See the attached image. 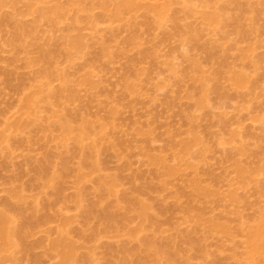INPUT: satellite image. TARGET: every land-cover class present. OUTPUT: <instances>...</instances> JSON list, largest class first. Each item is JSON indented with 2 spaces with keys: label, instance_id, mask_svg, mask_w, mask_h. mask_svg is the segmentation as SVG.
Listing matches in <instances>:
<instances>
[{
  "label": "rangeland",
  "instance_id": "1",
  "mask_svg": "<svg viewBox=\"0 0 264 264\" xmlns=\"http://www.w3.org/2000/svg\"><path fill=\"white\" fill-rule=\"evenodd\" d=\"M21 1L25 2L20 5L22 11L20 1L0 7V210L7 209V202H17L11 198L12 190L26 201L17 202L26 216L33 215L31 205L38 209L26 241L32 252L27 255L15 250L17 264H53L56 258L49 251L50 243L65 223L70 239L80 247L77 256H83L82 260L78 257V264H155L151 257L142 258L152 238L156 246L173 243L176 264H244V260L249 264L243 258L249 250L246 238L250 228L244 230L264 219V0H135L133 7L120 15L117 4L125 0H42V4L29 0L32 8L27 6L28 0ZM58 6L65 8V14L62 10L63 15L58 13L60 18L52 14H57L53 10ZM20 11L25 15L20 21L36 27L22 38L23 48L17 45L15 50L10 45L15 40L10 17L17 15L18 21ZM210 15L218 19L210 23ZM78 35L86 44L77 41L83 49L69 41ZM41 47L57 51L52 73L63 77H49L57 96V101L52 97L55 103L38 100L45 96L37 94L43 90L41 77H36L40 66L35 63ZM237 71L244 73L242 85H236L239 88L234 85L240 76ZM231 76H235L234 84ZM203 77L215 78V83L207 79V84ZM89 79L94 81L92 85ZM203 84L210 87L205 91L209 101L204 103L206 108L203 104L198 109ZM33 89L39 97L35 107L40 109L32 106L36 115L24 108L25 98L35 93ZM193 115L198 119H191ZM64 116L75 127L70 139L78 134L82 122L83 126L88 122L89 137L82 145L87 148L96 140L100 155L96 172L89 174L83 165L84 149L73 139L62 137L65 132L61 129V133L58 125L66 120ZM20 120L29 128H18L15 124ZM5 134L11 136L6 142L2 139ZM188 138L191 150L187 156L186 143H182ZM191 138H197V143ZM161 158L167 163L165 168L170 165L180 171L175 169L172 176L156 172L163 171ZM237 162L248 171L244 177ZM80 169L90 177L77 186ZM59 175L63 186L52 180ZM104 176L115 177L117 198H125L115 212L121 219L117 226L113 224L116 229L103 215L115 210L110 204L118 199L97 190V180ZM200 186L203 189L198 192ZM205 187L213 190L214 196L209 192L213 198L207 195L206 200L203 193L209 190ZM81 189L85 195L79 207L75 196ZM125 200L131 211L124 208ZM137 200L148 206L151 219L155 217L142 226L146 229L139 236L143 244L136 234L135 238L130 235L145 224L138 219ZM222 222L228 232L212 233L217 229L215 223ZM139 245L141 252L133 253ZM89 253L94 255L90 254L92 261ZM125 256L130 258L128 262L123 261ZM167 256L163 255V261Z\"/></svg>",
  "mask_w": 264,
  "mask_h": 264
},
{
  "label": "bare ground",
  "instance_id": "2",
  "mask_svg": "<svg viewBox=\"0 0 264 264\" xmlns=\"http://www.w3.org/2000/svg\"><path fill=\"white\" fill-rule=\"evenodd\" d=\"M21 3H20V2ZM42 0H40L39 2L42 4V2H41ZM134 1L135 0H125V1H123L122 3H121V1H120V3L121 4H117V15L119 14H121L122 13V11L123 10H128V9H131L132 7H133V5H134ZM23 1H21V0H0V7L2 8L3 7V9H5L6 7L4 6L5 4H7V3H9V4H11V5H16V4H19V6L21 5V6H23V5H25V2H23ZM38 2V1H37ZM38 2V3H39ZM105 2V1H104ZM36 3V2H35ZM37 3V4H38ZM36 5V4H35ZM55 5V4H54ZM61 5V4H60ZM21 6H20V10H21ZM27 6L30 8H32V3H31V1H29L28 0V3H27ZM103 6V5H102ZM5 7V8H4ZM12 9H13V7H11ZM41 8H42V6H41ZM54 8V7H53ZM62 8V7H61ZM59 6L58 7H55L54 8V10L53 11H55L57 14H55V13H52V14H54V17H56L57 15H58V18H60V17H62L61 15H59L58 13H60L61 12V14L64 12V14H65V11H64V9L65 8H63V9H61ZM11 9V10H12ZM2 10V9H1ZM0 10V11H1ZM24 10H25V7H24ZM60 10H62V11H60ZM22 11V10H21ZM21 11H20V18L22 17V16H25L23 13H21ZM25 12V11H24ZM40 12H43V11H40ZM48 12H50V11H48ZM26 13V12H25ZM51 13V12H50ZM21 14H23V15H21ZM42 14V13H41ZM44 15V14H43ZM63 15V14H62ZM9 16V15H8ZM17 16V15H16ZM16 16H12L13 18H11L10 16V20L12 21V23H13V34L15 35V40L14 41H12L11 39V41H10V45L12 46H14V48L13 49H15V47L18 45L19 46V48L20 47H22L23 48V46L24 45H22L21 44V41H22V43L24 42L23 41V37L25 36V35H28V34H32V32H34V27H36L35 25H33V27H31V26H28L27 25V23L26 24H24V23H22L21 21H22V19L24 18H21V19H19L18 21H16V19H15V17ZM213 17V19L211 18V17ZM209 17H207V18H209V19H211V20H209L208 19V21L210 22V23H214V19L215 18H217L218 19V17H214L213 15H210ZM6 17H7V15H6ZM9 17H7V18H9ZM41 17H43V16H41ZM48 17V16H47ZM44 18H46V15H45V17ZM50 18V19H49ZM48 19L52 22V19L53 18H51V16L49 17ZM58 18L57 19H54V20H58ZM217 19H215V20H217ZM21 20V21H20ZM47 20V19H46ZM23 21H24V19H23ZM50 21H48V22H50ZM50 22V23H51ZM54 22V23H53ZM52 23L55 25V21H53ZM56 24H57V22H56ZM58 24H59V21H58ZM50 25H52V24H50ZM56 27H58V25H55ZM34 36V35H33ZM77 38V39H76ZM76 38H73L72 40L70 39L69 41L71 42V41H73L74 40V44H77V45H75L74 47H77L78 45H80L81 44V42L80 43H78L79 41H82L83 40V38H82V40H80L81 39V37H79V35H78V37H76ZM66 40V39H65ZM79 40V41H78ZM78 41V42H77ZM82 43H84V41H82ZM24 44V43H23ZM60 44V43H59ZM65 44H66V42H65ZM71 44H73V42H71ZM9 45V44H8ZM22 45V46H21ZM49 45V44H48ZM84 45H86L85 43H84ZM73 46V45H72ZM83 46V45H82ZM81 45H80V47L83 49V47H82ZM59 47V46H58ZM79 47V46H78ZM79 47V49H81ZM10 48V47H9ZM19 48H17V49H19ZM37 48V47H36ZM50 48V50H51V47H49ZM64 48V47H63ZM42 49V50H41ZM44 48L43 47H41L39 50H41V51H39L40 52V54L38 53L37 55H39V56H37V58H36V64L38 65V66H40L39 67V71L36 73V77H41V79L40 80H42L43 82H42V84H41V88L43 89L42 90V92H40L39 90H40V88H38L39 86H37V88L39 89L38 91V95L39 94H41V95H44L43 93H45V98L43 97V99H41L40 100V98L38 97V95L36 96V92H35V90L33 89V92H35V93H32L31 91V93H32V95L30 96V97H24L26 100H24L25 101V106H24V108L26 109V111H30V109H32V106H34L35 107V105H36V103H37V105H38V101H37V99L39 100V101H43L45 104H49L50 103V100L52 99V102H54L55 101V99H53L52 97H54L55 98V96H56V92H54L55 91V89L53 90L52 89V85L50 86L49 84H50V82H49V77H52V75H53V77H54V75H56L54 78H57V79H59L61 76L59 75V73L58 72H56V74H53L52 73V71L53 70H55V68L56 67H54V64H55V59H54V57L57 55H55L54 56V54L57 52H55V50H52V52L51 51H48L47 49H45V50H43ZM54 49V48H53ZM57 49V48H56ZM16 50V49H15ZM58 50V49H57ZM246 51H248V52H246ZM249 51H250V49L249 50H245V55H244V53H243V55L244 56H242L244 59L245 58H247L248 56H247V53L249 54ZM55 52V53H54ZM60 52H61V50H60ZM246 56V57H245ZM54 61V62H53ZM53 63L51 66H52V68H49V67H51V66H49V64L50 63ZM40 64V65H39ZM56 65V64H55ZM29 66V65H28ZM49 66V67H48ZM4 69V68H3ZM6 69V68H5ZM30 69V68H29ZM52 69V70H51ZM57 70V69H56ZM219 70V69H218ZM4 72H5V70H4ZM8 73H7V75L8 76H10V77H12V75L10 74L9 75V70L7 71ZM220 72V71H219ZM233 72V71H232ZM239 71H237V75L239 74L238 73ZM1 73L3 74V72H2V70H1ZM6 73V72H5ZM11 73H12V71H11ZM14 73V72H13ZM57 73H58V75H57ZM234 73H236V72H234ZM217 74H219V73H216L215 75L217 76ZM244 75V73H242V72H240V76L239 77H237L236 79H237V83L236 84H234V82L236 81L235 80V76H231V78H230V80H231V82L236 86H238L239 84H240V82H241V84L240 85H242V83H243V75ZM4 75V74H3ZM6 75V74H5ZM14 75V74H13ZM34 74H32V76H33ZM59 76V77H58ZM216 76H215V78H216ZM63 77V76H62ZM61 77V78H62ZM201 77V76H200ZM8 78V77H7ZM14 78V77H13ZM60 78V79H61ZM88 78H91L90 77V75L88 76ZM204 78V77H203ZM206 78V79H205ZM204 79H203V82L205 81V83H207L208 84V82H206V81H208L209 80V82H211V84H212V82L213 83H215L214 82V80H215V78H213V79H211V81H210V79L209 78H207V77H205ZM232 78H234V79H232ZM48 79V80H47ZM51 79V78H50ZM59 79V80H60ZM200 79V78H199ZM198 79V82L201 84V86H202V79L201 80H199ZM208 79V80H207ZM45 80V81H44ZM64 80V79H63ZM90 80V81H89ZM89 80H87V81H89L90 82V84H91V82H94V81H91V79H89ZM213 80V81H212ZM232 80H234V82L232 81ZM62 81V80H61ZM65 81V80H64ZM63 81V82H64ZM86 81V82H87ZM217 82H218V80H216ZM246 82L247 81H249L248 80V77L246 78V80H245ZM68 82H66V84H67ZM88 83V82H87ZM204 83V84H205ZM93 84V83H92ZM91 84V85H92ZM203 84V87H202V96L200 95V98L201 99H197L198 101L196 102V106H198V109L200 108V106H202L204 103H205V101H209V98H208V100L206 99V96L207 95H205L206 94V87L208 86L207 84L206 85H204ZM210 84V85H211ZM218 84V83H217ZM247 84V83H246ZM31 85V84H30ZM213 85V84H212ZM211 85V86H212ZM239 85V86H240ZM244 85V84H243ZM66 86H68V85H66ZM201 86H200V88H201ZM204 86H205V88H204ZM214 86H216V84L214 85ZM236 86V88H239V87H237ZM31 87V86H30ZM209 87V86H208ZM220 87H222V86H220ZM245 87V86H244ZM37 88L35 87V89L37 90ZM62 88V87H61ZM210 88V87H209ZM216 88V87H215ZM240 88H242V87H240ZM45 89V90H44ZM70 89V88H69ZM72 89H73V87H72ZM214 89V88H213ZM216 89H218V91L220 92V94H221V88H219V86L216 88ZM30 90V89H29ZM58 90V89H57ZM64 89L62 88V91H63ZM209 90V89H208ZM62 91H60L61 93H62ZM72 91V90H71ZM73 91H75V90H73ZM206 91V92H205ZM58 92V91H57ZM214 93H215V90L213 91ZM223 92H225V90H223ZM28 94V93H27ZM74 94V93H73ZM204 94V95H203ZM209 92H208V96H209ZM217 94V93H216ZM223 94V93H222ZM38 97V98H37ZM72 97V96H71ZM223 97V96H222ZM199 98V97H198ZM224 98H225V96H224ZM59 99V98H58ZM61 99V98H60ZM23 101V102H24ZM56 101H57V96H56ZM60 101V100H59ZM58 101V102H59ZM51 102V104H53ZM199 102V104H197ZM55 103V102H54ZM60 103V102H59ZM56 105V104H55ZM205 105V104H204ZM203 105V109L204 108H206L207 106L205 105L204 106ZM49 106V105H48ZM37 108L38 107H35V109L37 110ZM53 108H56V106L55 107H53ZM38 109H40V108H38ZM200 109H202V107L200 108ZM33 110V109H32ZM31 110V112L30 113H32L33 114V111L35 112V110H33L32 111ZM43 110V109H42ZM56 110V111H55ZM54 110V112H55V114H56V112H57V110L58 109H55ZM37 112V111H36ZM35 112V114L34 115H36L37 113ZM65 112V111H64ZM66 112H68V111H66ZM65 112V113H66ZM41 113V112H40ZM39 113V114H40ZM58 114V113H57ZM68 114V113H67ZM66 114V115H67ZM41 115V114H40ZM56 116V115H55ZM58 116V115H57ZM64 117H66V116H64ZM67 117H68V115H67ZM67 117H66V120H63L61 123H60V125H58V126H60L59 128V130H60V132L61 133H63V131L65 132V133H63L62 134V137H67V139L69 138V140H71L72 141V139L74 140V142H75V144L76 145H78V148H80L79 146H81L84 150H82L83 151V153L85 154V160H83V162H84V164L83 165H85V167H88L89 168V170L91 171H89L90 173L89 174H91L92 172H96L98 169H99V159H98V157L100 156L98 153H99V148H98V145H96L97 144V142H95L96 140L94 139V143H92V144H89V146H87V148L85 149L84 147H83V142H85L84 141V139H88V138H86L87 136L89 137V134L87 135V129L88 128H86V124L88 123L87 121L84 123V126H83V122L81 123L82 125V127L80 128V125H79V129L77 130L78 131V134L77 135H75L74 136V138H72V139H70L71 137H68V136H71L70 134L72 133V131L74 130L73 129V125H72V127H71V125L69 124V122L67 121ZM193 117H195V119H198V115H197V118H196V116H192V118L191 119H194ZM35 118V117H34ZM194 119V120H195ZM35 120V119H34ZM193 120V121H194ZM22 121H23V119H22ZM21 120L20 121H18L19 123L18 124H15V125H17L18 126V128L19 127H22L23 125H21V124H25V122L24 123H21L22 122ZM89 125V124H88ZM87 125V127H89ZM13 126V125H12ZM29 126V124L28 125H26V126H23L22 127V129H24V127L26 128V127H28ZM30 126H31V124H30ZM91 126V125H90ZM16 127V126H15ZM77 127V126H76ZM29 128V127H28ZM28 128H26V129H28ZM75 128V127H74ZM78 128V127H77ZM61 129L63 130V131H61ZM10 130V129H9ZM15 130L16 129H14L13 131H12V133H14L15 132ZM25 131V130H24ZM76 131V130H75ZM19 132V131H18ZM3 133H5V132H3ZM2 133V134H3ZM11 133V134H12ZM67 134V135H66ZM64 135V136H63ZM8 136V135H7ZM6 136V134H5V136L3 135V137H2V139H4V142H6L7 141V139L9 140V138L11 137V136H9L8 138H6L7 137ZM6 139V140H5ZM65 139V138H64ZM67 139H65V141L67 140ZM90 139H91V137H90ZM193 138H191V140H192ZM1 140V139H0ZM68 140V141H69ZM187 140L188 141H190V138H188V139H186L185 141L186 142H183L182 143V145L183 146H185V143H186V146L183 148L182 146H181V148H183V149H185L184 150V152L187 154V156H188V153L187 152H189L191 149H188L189 147H190V143L189 144H187L188 142H187ZM197 141V138H194L193 139V141L192 142H196ZM199 141V140H198ZM1 142H2V140H1ZM74 142H73V144H74ZM96 143V144H95ZM197 143V142H196ZM5 144H7V143H5ZM199 145V144H198ZM75 147V146H74ZM77 147V146H76ZM75 147V149H77ZM182 149V150H183ZM80 150V149H79ZM182 150H181V152H182ZM0 151H1V149H0ZM82 153V154H83ZM190 154V153H189ZM192 154V153H191ZM190 154V155H191ZM99 155V156H98ZM184 155V154H183ZM83 156V155H82ZM159 157V156H158ZM158 157L156 158H154V159H156V160H158ZM190 157V156H189ZM160 158V157H159ZM183 158H185L184 156H183ZM163 158H161L159 161H161ZM189 159V158H188ZM47 160V159H46ZM182 160V159H181ZM186 160V159H185ZM159 161H157V165L158 164H160V162ZM188 161V160H187ZM156 162V161H155ZM159 162V163H158ZM161 162H163V164H161V166L163 167V169L161 168V170H163V171H160L159 172V170L160 169H157V171L156 172H158L159 174H161V172H164L162 175H165V173L166 172H168L169 173V175L170 176H172V173L174 172V170L176 169V170H178L179 168H171V167H174V166H170V165H168V166H170V167H166L165 168V166H163V165H166L165 164V161L163 160V161H161ZM238 164H237V166H238V169H241L242 168V170H243V166L241 167V165H240V163L239 162H237ZM46 164V163H45ZM45 166V165H44ZM65 166H66V164H65ZM161 166H159V167H161ZM41 167V166H40ZM47 167V164H46V166H45V168ZM241 167V168H240ZM42 168L44 169V167L42 166ZM67 168V170H68V167H66ZM164 168H165V170H164ZM38 169V168H37ZM40 169V168H39ZM245 169V168H244ZM66 170V169H65ZM81 170V169H80ZM77 170V172H76V176H77V180L76 181H78V182H76L77 183V186L79 185L78 183H81V182H83V180L85 179L86 180V178L89 176V174L87 175V174H85V172L83 171V170ZM241 170V171H242ZM39 172H40V170H38ZM84 173H83V172ZM180 171V169L178 170V171H176V172H179ZM244 171H247L246 169L245 170H243V172L242 173H244ZM43 172V171H42ZM46 172V171H45ZM175 172V173H176ZM239 173H240V171H238ZM83 173V174H82ZM246 174H248V171L247 172H245ZM243 174L242 176L244 177V175H246V174ZM40 174H42L41 172H40ZM166 175H167V173H166ZM38 176H40L39 174H38ZM37 176V177H38ZM46 176V175H45ZM60 176V175H59ZM62 176V175H61ZM61 176L60 177H57L56 178V180L54 179V177H52V180L53 181H58V180H60L61 179ZM240 176H241V173H240ZM43 177V176H42ZM90 177V176H89ZM166 177V176H165ZM168 177V176H167ZM44 179V178H43ZM51 179V178H50ZM65 179V178H64ZM39 180V179H38ZM89 180V179H88ZM63 181V180H62ZM195 181L197 182L198 180H196L195 179ZM59 182V186L60 185H64V183L63 182H61V183H63V184H61L60 183V181H58ZM117 181H116V179H115V177H112V176H104V177H100L98 180H97V184H98V186H97V190H103V191H105V192H107V194L108 195H110V196H113L114 198H117V193H116V187H118V185H116L117 183H116ZM199 182V181H198ZM57 183V182H56ZM57 185V187H58V184H56ZM197 185H199L198 183H197ZM196 185V186H197ZM82 186V185H81ZM198 187V186H197ZM79 188V187H78ZM200 188H202L203 189V187L202 186H200L199 187V189L197 188V191L199 192L201 189ZM61 189V188H60ZM86 189V188H85ZM84 189V190H85ZM205 190H209V188L207 187H205L204 188ZM93 190H94V188H93ZM205 190H202L203 192L205 191ZM212 189H210L209 191H207V194L204 192L203 194H204V196H205V198H206V200H207V195L208 196H210V197H212V196H214L213 195V190L211 191ZM14 191V192H13ZM60 191V190H59ZM78 191V190H77ZM82 189H81V191L80 192H78L77 193V195L75 196V200H76V203H77V205L80 207L81 206V201H82V198H84L83 196L85 195L84 194V191H83V193H82ZM98 192V191H97ZM209 192H210V194L212 195H209ZM20 193V192H19ZM19 193H17V192H15V190H12L11 192H10V194H11V198L12 197H15L16 198V201L19 203V200H20V203L22 202V203H25L26 204V201L23 199V197H21L22 198V201H21V199H20V196H22L21 194H20V196H19ZM119 194V193H118ZM128 194V193H127ZM202 194V193H201ZM100 195V194H99ZM120 195V194H119ZM124 195H126V194H124ZM236 196V195H235ZM113 197H111V198H113ZM120 197H125V196H121L120 195ZM127 197V196H126ZM17 198H18V200H17ZM113 198V199H114ZM128 198V197H127ZM213 198V197H212ZM211 198V199H212ZM8 199H10V197H8ZM13 200H14V198H12ZM12 199H10V201H12ZM118 200H116L115 199V201H112V202H115L114 203V205H112V204H110L111 206H113V208H115V210L113 211V212H109L108 214L107 213H105L103 216H104V219L108 222V224H110V225H112L113 227H114V225L115 224H117L119 221H121V219H120V217L118 216V215H116V209L118 210V209H120V207H122V205H121V203H122V201L125 199V198H123V200L121 199V198H117ZM121 200V201H120ZM208 200H209V198H208ZM9 201V200H8ZM103 201V200H102ZM126 201V200H125ZM13 202V201H12ZM17 202L15 203V202H13L14 204H12L11 202L9 203V202H7V209L5 210L4 208H3V210L1 209L0 210V263L2 262H10V263H13V264H17V259H16V257H15V254L14 253H17V252H15V250L16 251H18V253L19 252H22V253H24V254H27V252L29 251V250H31V248H30V244L28 243V242H26V241H28L27 240V237H28V235L30 234V232H29V229H30V227L34 224V222L32 221V217L34 216L35 217V215L38 213L37 211H38V209H37V207H35L34 206V204H33V206L31 205V209H32V217H30L29 215L28 216H26L24 213H23V209H22V207H21V204H17ZM35 202V201H34ZM50 202V201H49ZM98 202V201H97ZM121 202V203H120ZM129 202V201H128ZM5 203V202H4ZM24 204V205H25ZM83 204V203H82ZM136 204H137V207H139L138 208V214H139V216H138V219H139V217H140V219L142 220V222H146V220H147V222H149V221H152V219H154L153 217H152V219H151V217L149 216L150 214H151V212H150V214H149V208H148V206L145 204V203H143L142 201H139V200H137L136 201ZM5 205V204H4ZM95 205V204H94ZM94 205H92V207H94ZM124 205H126V207H124L125 209H127V210H129V211H131L132 210V208L130 207V204H127V201H126V203H124ZM129 205V206H128ZM6 206V205H5ZM37 206V205H36ZM128 206V207H127ZM23 207H25V206H23ZM50 207V206H49ZM52 207V206H51ZM82 207V206H81ZM90 207V206H89ZM102 207V205L100 206V208ZM110 207V206H109ZM95 208V210L93 211L94 213L96 212V207H94ZM99 210V209H98ZM107 210V209H106ZM25 211V210H24ZM90 211H92L91 209H90ZM103 211H105V210H103ZM110 211V210H109ZM112 211V210H111ZM122 211H123V209H122ZM126 211V210H125ZM125 211H123V212H125ZM85 212H87V211H85ZM98 212V211H97ZM119 212V211H118ZM127 212V211H126ZM125 212V213H126ZM26 213V212H25ZM89 213H91V212H89ZM88 213V214H89ZM102 213V212H101ZM122 213V212H121ZM28 214V213H27ZM87 214V213H86ZM85 214V215H86ZM87 214V215H88ZM97 215H98V213H96ZM107 214V215H106ZM123 214V213H122ZM239 214V213H238ZM90 215H92L93 216V214L91 213ZM96 215V216H97ZM152 215V214H151ZM237 215V214H236ZM95 216V215H94ZM98 217V216H97ZM149 217V219H147ZM262 218V217H261ZM264 218V217H263ZM33 219H35V218H33ZM87 218H85V220H86ZM88 219H90V218H88ZM100 219H102L101 217H100ZM259 219V218H258ZM72 220V219H71ZM149 220V221H148ZM260 220V221H259ZM258 221L256 220V222L254 221V223H256L255 224V226H251L250 224L248 225V226H250V227H248L247 225V227L245 228V230L244 231H246V229L248 230L249 228V230L247 231L248 232V238H246L247 239V241H248V239H249V243H247V246H249V250L248 249H246V251L248 252V254L245 252V257L243 258V259H248L249 261H247V262H249V264H257V263H262V261L264 262V219L262 220V219H259ZM69 221V220H68ZM100 221H104V220H100ZM154 221H156V220H154ZM211 221H212V219H211ZM210 221V222H211ZM105 222V221H104ZM107 222H105V224L107 223ZM142 222H140L139 224H141ZM209 222V221H208ZM210 222H209V225H210ZM213 222V221H212ZM102 223V222H101ZM120 223V222H119ZM118 223V224H119ZM151 223V222H150ZM154 223V222H153ZM218 223V222H217ZM254 223L252 222V225H254ZM70 225H71V221H70V223H69ZM108 224H106L107 225V227H112V226H108ZM114 224V225H113ZM148 224V223H147ZM146 223L144 224V225H141V230L140 231H136V233H135V231H134V233L133 234H130L131 236H133L134 238H135V234H136V236L137 237H139L140 235H142L140 232L142 231H145L146 229L145 228H143V229H145V230H143L142 229V226H145V225H147ZM223 224V222L221 223V225H218V224H216L215 223V228H217V229H213V232L212 233H214L215 234V232H216V230H219L220 232H225V233H227L228 232V229H227V227H225L224 225H222ZM225 224V223H224ZM69 225V226H70ZM102 225H104L103 223H102ZM106 225H105V227H106ZM115 226H117V225H115ZM211 226H212V223H211ZM214 226V225H213ZM212 226V227H213ZM244 226V225H243ZM34 227V226H33ZM104 227V228H105ZM106 227V230L108 229ZM147 227V226H146ZM212 227H211V229H212ZM240 227H241V225H240ZM115 228V227H114ZM139 228V227H138ZM137 228V229H138ZM210 228V227H209ZM214 228V227H213ZM70 229V228H69ZM110 229L111 228H109L108 230L110 231ZM116 229V228H115ZM242 229V228H241ZM243 229H244V227H243ZM242 229V230H243ZM215 230V231H214ZM242 230H240V231H242ZM80 230H78V232H79ZM209 231V230H208ZM212 231V230H211ZM211 231H209V233L211 232ZM85 231H83V229H81V233H83V234H85L84 233ZM117 232V231H116ZM246 232V233H247ZM139 233V234H138ZM232 233V232H231ZM70 234V233H69ZM83 234H81V236L83 235ZM220 234V233H219ZM71 236V235H70ZM80 236V235H79ZM80 236V239L81 238H83V236L81 237ZM188 236V235H187ZM136 237V238H137ZM148 238V237H147ZM139 239H140V237L138 238V239H136L137 241H139ZM151 239V238H150ZM134 240V239H133ZM143 240V239H142ZM145 240H146V238H145ZM151 240H153V238L151 239ZM151 240L148 242L147 240V246L145 247V251H142V253H143V255L145 254V257H142L145 261H146V258H147V256L148 257H151V258H153L154 259V261L153 262H155V264H164V263H166V264H176L177 262H176V259H177V257L175 258V256H176V251H172L174 248L173 247H171V245L173 244H170L169 242L167 243V239H166V243L168 244V245H166L165 244V242H163L165 245L164 246H162V244L163 243H161V246H160V244L158 243V245L156 246V245H154L153 243H155L156 244V240L154 239L153 240V242H151ZM170 240V239H169ZM154 241H156V242H154ZM164 241V240H163ZM139 242H141V241H139ZM143 242V241H142ZM141 242V243H142ZM162 242V241H161ZM194 241L192 240L191 241V243H193ZM29 245H28V244ZM197 243L198 242H196V245H197ZM143 244V243H142ZM145 245H146V243H144ZM141 245V244H140ZM139 245V249H140V247H142V246H140ZM193 245V244H192ZM195 245V246H196ZM172 246H174V245H172ZM176 246V245H175ZM194 246V247H195ZM137 247V246H136ZM50 249H49V251H50V253L51 252H53L54 254H55V256L54 255H52L53 257H54V259L56 260V261H54L53 262V264H78V262H79V260H78V257L81 259V257H83L82 255H78L77 256V249H79L78 247H77V244L73 241V240H71L70 239V237H69V235H68V231H67V224L65 223L63 226H61L59 229H58V238L57 239H53V241L50 243V247H49ZM137 248V250H134V252L133 253H135V254H139V252H141V250L142 249H138ZM198 248H199V246H198ZM48 249V248H47ZM126 249V248H125ZM136 249V248H135ZM122 250H124V249H122ZM143 250H144V247H143ZM175 250V249H174ZM14 251V252H13ZM48 251V252H49ZM128 251L129 250H127V251H125L124 250V252L127 254V256H128V254H130V253H128ZM132 251V250H131ZM31 252H32V250H31ZM123 252V253H124ZM175 252V253H174ZM142 253H140V254H142ZM180 253V252H179ZM28 254H30L29 252H28ZM27 254V255H28ZM78 254H79V251H78ZM90 254L91 255H93L92 253H89V256H90ZM125 254V255H126ZM164 254H166V256L167 255H169V257L167 256V258H166V260L165 261H163V259H162V257H163V255ZM88 255V254H87ZM132 255H134V254H132ZM89 256H87V261H89L88 260V258H89ZM94 256V255H93ZM124 256V255H123ZM139 256V255H138ZM171 256V257H170ZM179 256V255H178ZM247 256H248V258H247ZM130 257H131V255H130ZM91 258V259H90ZM90 261H92L93 260V257H91L90 256ZM95 258V257H94ZM124 258V257H123ZM126 258H128V259H126ZM142 258H141V260H142ZM175 258V259H174ZM36 259V258H35ZM130 258L129 257H126L125 256V258L123 259V261H127L128 262V260H129ZM138 259V258H137ZM205 259V258H204ZM38 260V259H37ZM82 260V259H81ZM106 260H108V259H106ZM152 261V260H151ZM150 261V262H151ZM178 261V260H177ZM208 261V260H207ZM37 262V261H36ZM38 262H40V259L38 260ZM81 262H83V261H81ZM85 262V261H84ZM130 262H132V261H130ZM129 262V264H131ZM139 262V261H138ZM141 262V261H140ZM152 262V263H153ZM176 262V263H175ZM87 263V262H86ZM92 263V262H91ZM112 263V262H111ZM114 263V262H113ZM209 263V262H208ZM208 263H206V264H208ZM246 262H245V260H244V264H245ZM34 264V263H33ZM37 264H39V263H37ZM87 264H89V263H87ZM93 264H94V262H93ZM107 264H108V262H107ZM141 264H143V263H141ZM145 264V263H144ZM148 264V263H147ZM247 264V263H246ZM264 264V263H263Z\"/></svg>",
  "mask_w": 264,
  "mask_h": 264
}]
</instances>
